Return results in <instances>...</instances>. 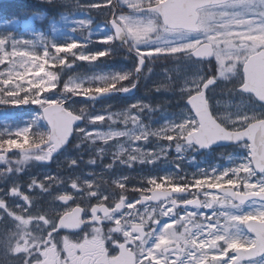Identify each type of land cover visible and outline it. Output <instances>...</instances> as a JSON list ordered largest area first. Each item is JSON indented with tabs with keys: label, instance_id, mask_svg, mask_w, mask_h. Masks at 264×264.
Listing matches in <instances>:
<instances>
[{
	"label": "rangeland",
	"instance_id": "1",
	"mask_svg": "<svg viewBox=\"0 0 264 264\" xmlns=\"http://www.w3.org/2000/svg\"><path fill=\"white\" fill-rule=\"evenodd\" d=\"M155 1L118 0L117 11L112 0H53L63 9L64 16L58 24L41 28L35 20H41L42 16L37 15L28 21H0V147L9 140L30 143L39 136L44 140L48 134L41 119V106L64 101L72 94L109 89L113 86L111 82L131 76L134 64L127 65L126 61L109 69L97 67L105 61L97 60L101 54L112 56L116 50H122L121 46L113 45L109 27L112 14L126 33L129 49L147 60L140 91L132 97L92 102L77 99L67 105L84 117L83 125L75 133L77 140L105 144L97 151L102 154L100 158H105L109 172L94 162L84 170L78 168L83 163L70 150L56 157L51 168L38 165L36 169L44 173V178L36 177L41 184L37 189L41 190L44 184H54L58 189L51 193L50 199L41 194L35 196L47 200L44 205L41 202L31 205L32 201L26 205L17 200L0 211V255L6 256L19 248L30 250L44 235H54L52 219L56 220L68 209L57 201L58 195L72 194L80 200L86 192L96 190L106 197L109 184L123 186L132 179L153 182V176L144 173L147 172L144 164L155 170L159 160L167 156H174L177 166L183 162L195 166V153L183 142L184 135L196 127L192 126L189 118L193 115L184 100L199 90L207 73L206 64L190 58L189 52L204 38L213 43L212 63L218 85L212 92L218 95L217 102L222 96H236L237 71L242 60L258 47L256 39L264 46V0L209 7L200 14L198 30L194 33L165 31L153 13L132 12ZM241 42L246 45L240 46ZM71 46H79L78 61L73 74L58 89L51 66L62 59L61 50ZM220 103L224 112L218 117L231 127L239 128L261 116L247 109L243 112L245 104L240 98L224 99ZM19 110L21 114L17 113ZM239 147L226 161L234 170L241 171V188L264 190V173L254 174L248 153H243L246 145ZM218 166L223 172V165L217 162L209 170H217ZM206 167L200 168V172ZM192 211L193 217L187 212L179 219L181 222L187 219L185 227L180 223L173 225L174 221L161 227L162 257L169 260L171 256L164 248L175 244L173 252L177 258L171 264H202L205 260L212 264H234L232 250L253 243V236L244 229V221L263 220L264 202L254 200L240 205L225 202L208 210ZM237 264H264V255Z\"/></svg>",
	"mask_w": 264,
	"mask_h": 264
},
{
	"label": "flooded vegetation",
	"instance_id": "2",
	"mask_svg": "<svg viewBox=\"0 0 264 264\" xmlns=\"http://www.w3.org/2000/svg\"><path fill=\"white\" fill-rule=\"evenodd\" d=\"M162 1L156 0L155 3L158 4ZM209 7L204 6L197 9L199 17ZM115 8L117 11L119 10V7L116 6ZM140 9L141 7L135 8L132 12L134 10L142 12ZM153 14L159 26L165 31L179 30L183 33H194L193 31L167 28L161 22L159 14ZM203 41L210 42L204 38L198 44ZM256 44L258 47L249 54L264 48L263 45H260L259 39H256ZM245 45V42L240 43V46ZM249 54L245 56L244 60ZM244 60H242V63ZM241 67L242 64L237 71L236 80L239 81V84L235 87L234 94L236 96H222L217 102L218 95L212 92V89L218 85V80H215V84L206 91V98L211 113L221 124L229 129L243 128L249 122L239 128H235L219 119L218 114L221 111L224 112L223 105L220 103L224 99L240 98L244 100L245 105H250V107L244 105L243 108L245 109L242 110L243 112L247 109L254 114L261 115L256 119L264 118V101L258 99L254 93H245L238 89L243 82ZM215 69L214 65H206V75L214 78ZM242 144L246 145L245 150L242 149L243 153L245 152L249 155L247 142L206 150H199L193 145H188L197 155L203 156V166L207 167L202 172L195 173L192 178L185 177L184 180L173 179L175 185L171 186L172 188L187 190L182 195H173L160 201H144L145 198L142 197H147L151 189L169 188L161 187V180L158 178H155L153 182L132 179L125 182L123 186L110 184L109 195L106 197H102L100 193L93 191L89 194L86 192L80 200H76V196L71 194L69 195L68 203L63 202V206L69 209L77 205L81 207L83 225L78 231L67 232L58 230L54 226L53 231L55 233L53 236L44 235L36 246L26 250V252L19 248L9 255H0V264H126V257L129 251L135 257V264H171L169 262L177 258V254L173 252L176 245L164 248L165 253L171 256L169 260L165 256L162 257L160 253L162 247L160 244L161 239L159 238L162 226L169 225V222L174 221L173 225L180 223L185 227L184 223L187 219L182 222L179 219L182 216H186L187 212L193 217L195 214L192 210L195 209L208 210L215 204L225 202L232 205H240L227 193L219 192L215 188H231L233 191L241 193L258 191L242 189L243 176L239 174L241 171L237 172V170L233 169L234 166L226 161L231 152L239 151L238 148ZM40 153L41 157L45 154L47 155L46 151ZM35 157L32 154L18 155L13 153L0 158V211H3L4 208H7L17 200L26 205L30 201L34 202V192H41L43 196L46 195L50 199L49 194L57 191L58 187L55 185L50 187V184H45L41 190L37 189V185L40 182L35 179ZM215 162L223 165V172L220 171L219 166L217 170H209V166ZM175 166L178 168L177 165ZM157 168L152 170L149 166L147 167V172L144 173L150 177L154 174V177H156ZM254 174L257 176L256 173ZM147 177L145 176V178ZM178 182L181 184H178ZM136 186H138L137 189L134 188ZM12 189H16V192L13 193ZM141 198L143 202L140 201ZM36 200L43 205L47 203V200L44 201L42 198ZM95 205L103 206V209L94 208ZM55 222V219H52V225H55ZM206 261L202 264H205Z\"/></svg>",
	"mask_w": 264,
	"mask_h": 264
},
{
	"label": "water",
	"instance_id": "3",
	"mask_svg": "<svg viewBox=\"0 0 264 264\" xmlns=\"http://www.w3.org/2000/svg\"><path fill=\"white\" fill-rule=\"evenodd\" d=\"M232 0H164L161 3L151 5L145 9L158 12L165 25L170 27H183L189 30L197 28L196 23L198 15L196 9L204 5L219 4ZM111 28L114 32L115 40L118 43H126L125 33L122 27L112 18L110 20ZM191 54L196 59L209 60L213 57V47L208 42L199 44ZM145 65V59L139 57L136 74H138ZM242 71L244 74V84L239 87L244 92L254 93L261 101H264V50L250 55L243 63ZM212 84L211 78L203 83L200 91L193 93L186 99V104L195 115L198 127L185 136L186 143H193L201 149L248 141L250 159L256 172L264 171V119L253 121L245 128L240 130H229L222 126L211 114L208 102L205 98L207 87ZM134 87L120 90H102L96 93H87L78 95L82 100H100L111 94L120 95L131 94ZM74 97L71 96L63 102L50 103L41 108L44 122L48 126L49 135L47 139L38 144H32L23 147H12L0 152V157H6L12 152L35 153L43 150L45 146H51L47 149L46 159H40L39 162H49L51 157L60 153L71 141L75 128L83 122V117L68 110L65 106ZM219 191L229 193L238 202H245L249 199L257 198L264 200V192L237 193L231 188H218ZM186 190L176 189H153L150 191V199L157 201L164 199L172 194H182ZM64 197V196H62ZM61 199L68 201L69 198ZM149 199V198H148ZM81 208L76 206L72 210L63 213L57 221V228L68 231H77L81 228ZM245 227L255 236L253 245L234 249V263L242 260H248L264 254V221L248 219ZM130 264H134L133 258H130ZM205 264H210L206 262Z\"/></svg>",
	"mask_w": 264,
	"mask_h": 264
},
{
	"label": "trees",
	"instance_id": "4",
	"mask_svg": "<svg viewBox=\"0 0 264 264\" xmlns=\"http://www.w3.org/2000/svg\"><path fill=\"white\" fill-rule=\"evenodd\" d=\"M62 8L55 4V3H40L38 0H0V21L3 19H10V20H24L28 21L31 19L32 15L42 16L41 20L36 19L35 22L40 24L41 28L48 27L49 24H58L61 21V18L64 16L62 13ZM79 46H71L68 49H62L61 55L62 59L57 60L52 66L51 69L56 74L57 79V86L58 89H60L61 86H63L66 81L69 79V77L73 74V71L75 70L78 58L77 55L79 54L80 50L77 49ZM74 49V50H73ZM97 60H105L102 61L103 64L100 66L97 65V67L101 69H109V55L106 56V54H101ZM97 60L94 64H96ZM98 63H100L98 61ZM128 79L121 80V81H113L111 82V85H124V83L127 82ZM96 89H98L96 87ZM96 89H90V90H96ZM4 96V95H3ZM43 126L45 124L43 123ZM43 136H39L35 138L30 143L41 141ZM19 140V139H18ZM16 140H9L4 142L5 145H12L13 143L15 145L19 144H29L26 142H17ZM105 144L103 142L97 141V142H91L87 139L78 141L76 138V135L73 136L71 143L68 146V149L70 152L78 157V159H86L89 162L97 163L96 165L102 166L105 171L108 173L109 169L107 166V162L105 161V158H100L102 155L98 153L97 150H99L100 147H104ZM194 176L193 174L190 175V178ZM165 182L162 183V186H174L175 182L172 180V178L168 177L167 179L164 178ZM184 182V181H183ZM178 184H181L178 182Z\"/></svg>",
	"mask_w": 264,
	"mask_h": 264
},
{
	"label": "snow or ice",
	"instance_id": "5",
	"mask_svg": "<svg viewBox=\"0 0 264 264\" xmlns=\"http://www.w3.org/2000/svg\"><path fill=\"white\" fill-rule=\"evenodd\" d=\"M126 77H121V79H125ZM190 120H192V126L195 127L196 126V122H195V118L191 117L189 118ZM46 158V157H45ZM12 192H16V189H12ZM61 199H66L65 197H61Z\"/></svg>",
	"mask_w": 264,
	"mask_h": 264
},
{
	"label": "clouds",
	"instance_id": "6",
	"mask_svg": "<svg viewBox=\"0 0 264 264\" xmlns=\"http://www.w3.org/2000/svg\"><path fill=\"white\" fill-rule=\"evenodd\" d=\"M38 2L51 4L53 3V0H38Z\"/></svg>",
	"mask_w": 264,
	"mask_h": 264
}]
</instances>
